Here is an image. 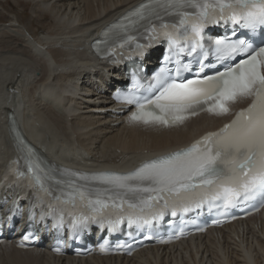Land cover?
Here are the masks:
<instances>
[{
    "label": "bare ground",
    "instance_id": "obj_1",
    "mask_svg": "<svg viewBox=\"0 0 264 264\" xmlns=\"http://www.w3.org/2000/svg\"><path fill=\"white\" fill-rule=\"evenodd\" d=\"M140 1L0 0V11L10 2L28 8L38 23L32 28L31 20L24 23L11 12L0 22V174L7 159L13 157L9 114L51 160L117 169L184 147L228 120L202 114L183 127L142 129L125 125L124 114L111 112L114 105L101 89L111 91V85L122 76L94 57L89 43ZM150 251L155 258L146 255ZM174 258L179 264H264V211L252 219L162 249L150 247L128 258L80 259L55 257L47 251L0 249V264H149L157 259L175 264Z\"/></svg>",
    "mask_w": 264,
    "mask_h": 264
},
{
    "label": "snow or ice",
    "instance_id": "obj_2",
    "mask_svg": "<svg viewBox=\"0 0 264 264\" xmlns=\"http://www.w3.org/2000/svg\"><path fill=\"white\" fill-rule=\"evenodd\" d=\"M160 7L178 12L181 16L180 26L186 24L189 18H194L191 35L185 37L186 41H190L189 55L205 48L202 33L206 23L231 21L252 30L258 25L264 26V0H163ZM145 11H148L147 5H141L133 15L138 20H144ZM162 27L167 28V25ZM156 31L155 27L150 29L151 39H155ZM165 34L171 40L170 47L174 46L177 41L171 39L170 33ZM211 43L209 39L210 49ZM214 45L218 62L236 56L244 58L213 75L201 76L198 72L193 79L177 78L179 68L177 76L162 68L152 78L156 82L154 94L143 98L133 94L126 98L128 103L137 106L132 120L164 126L181 123L200 111L227 114L229 105L251 98L248 107L237 112L235 119L220 132L208 134L189 148L145 163L130 175L106 177L109 183L118 188L148 193L142 200L147 206L160 200L167 204L174 198H189L201 189L212 191V198L222 200L225 209L234 207L240 201L257 197L264 199V45L256 48L245 40L231 41L227 37L215 39ZM119 46L123 47V44ZM148 46L138 45L142 49ZM179 51H184V48L181 47ZM182 67L190 70L188 65ZM204 67L201 62L199 71L203 72ZM28 170H34L32 164ZM39 179L37 176L38 183ZM129 180L139 183L129 185ZM79 195L81 199L85 198L83 192ZM89 203L101 204V201ZM101 250H104L103 246Z\"/></svg>",
    "mask_w": 264,
    "mask_h": 264
},
{
    "label": "rangeland",
    "instance_id": "obj_3",
    "mask_svg": "<svg viewBox=\"0 0 264 264\" xmlns=\"http://www.w3.org/2000/svg\"><path fill=\"white\" fill-rule=\"evenodd\" d=\"M6 3H7V5H6L7 8L5 7L6 10L4 9L3 11H0V22L6 21V19H8V17H6V16H9V13L11 12V13H15L17 15H20L21 21H24V23L28 22L27 21L28 19L31 20L28 24L31 25L32 28H35V26L38 25V23L36 24V21L30 16V13H29V9L28 8H23V7L19 6V5H13L10 2H6ZM1 13H3V14H1ZM147 254H150L153 258H155L154 257L155 256V253L153 251H150V253H146V255ZM3 259L4 258H2V260ZM175 259L176 258L171 259V260H173L172 263L179 264L178 260H175ZM159 262H160V264H164L163 261H158V259L155 260V261H153V262H151V263H149V264H152V263L153 264H159Z\"/></svg>",
    "mask_w": 264,
    "mask_h": 264
}]
</instances>
